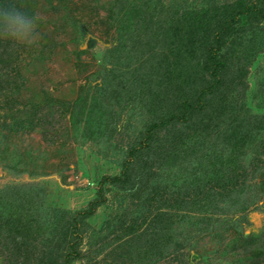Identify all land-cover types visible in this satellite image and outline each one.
Returning <instances> with one entry per match:
<instances>
[{
    "label": "rangeland",
    "instance_id": "rangeland-1",
    "mask_svg": "<svg viewBox=\"0 0 264 264\" xmlns=\"http://www.w3.org/2000/svg\"><path fill=\"white\" fill-rule=\"evenodd\" d=\"M237 1L0 0L38 17L30 45L0 38V70L8 65L7 75L24 82L20 90L0 83V135L5 122L35 113L13 132L9 156L41 158L46 174L16 175L0 164V264L26 263L13 261L11 240L29 243L26 264H63L73 216L97 197L103 177L121 176L153 125L151 148L130 160L125 188L105 185L103 204L79 223L81 257L71 264H248L240 238L264 243V19L243 17L224 38L218 57L226 69L208 97L212 106L160 126L202 86L191 91L188 79L212 33L195 21ZM233 130L247 138L239 149L228 138ZM243 170L257 178L230 188L231 173ZM207 186H217V198L181 196ZM15 198L27 208L13 206ZM34 205L38 216L27 210ZM159 211L172 214L169 240Z\"/></svg>",
    "mask_w": 264,
    "mask_h": 264
},
{
    "label": "trees",
    "instance_id": "trees-1",
    "mask_svg": "<svg viewBox=\"0 0 264 264\" xmlns=\"http://www.w3.org/2000/svg\"><path fill=\"white\" fill-rule=\"evenodd\" d=\"M214 15L215 18H212L211 16L205 18L201 17L202 20H199V22L195 21L196 24L195 29H200L204 33H210V34L212 33V40L208 44V53L205 56V58L202 60L203 62L201 63V65H199L198 71L190 74V77L188 79L190 83L187 82L188 80H186L185 83L190 84V87L189 86L188 87L189 90L191 91H196L197 83H202V86L200 87V90L196 91V94H193L191 96L187 94L185 100L182 101L181 109L179 108L177 111V115L171 113L169 114L170 117L168 116L164 117L160 126H165L166 124L172 123L173 120L175 119H178L179 122L186 123L190 118L189 113H193L194 115L195 113L203 112L212 106L207 103L208 97L215 94L216 89L221 83V81L219 80L220 73L221 71H225L226 69V62L224 61V57L222 58L220 56L218 57V52L223 47L224 38H226L227 35L231 34V31H233L236 24H238L243 17L258 15L262 19H264V7L261 8V6L257 2L246 5V3L240 0L237 2L226 3L225 5H223L222 8H218ZM212 21H215L216 23L215 26H213V28H210L211 26H207V24L211 23ZM199 24H201V26L204 25V27L198 26ZM177 55L180 56L179 53ZM7 73H8V65H4L3 68L0 70V76H2L3 79L0 81L1 85L2 82H5L7 85L12 86L14 90H20L22 87H24V82L18 83V81L16 80L17 78L8 76ZM193 75H196V77H193ZM207 75L214 77L215 80L210 79L212 81L210 82V80H208L207 78ZM16 77H20V76L18 75ZM185 86L187 85L185 84ZM2 87L3 86H0V91ZM6 101L9 102V100ZM33 111L36 112L34 106H33ZM223 114H224V106H222L220 113L217 114V117ZM33 115L34 117L36 116L35 113H33L30 115V117H26V120H21V118H18L13 120L8 125L6 124V122L2 124V127L3 129L4 128L6 129L7 134L0 135L1 136L0 145L1 143L3 144L0 147V164L5 163L3 164L4 168L13 171L16 175L29 174L32 177L46 175L42 172L39 173L38 170V168L41 165L39 163H42L40 162L41 158L39 159L38 157L30 153H22V154H18V156L17 155L11 157L9 156V152L12 144L10 140L13 138V132L16 133L18 131L25 129L24 126L25 121L27 122L30 120H34L31 119ZM15 116L16 115H12L11 117L15 118ZM153 127L155 128L156 125H153L151 128L148 129L146 140L144 139L139 144V146L134 147L131 149V151H129L128 153L129 158L127 161H124L123 163L124 166L121 176L103 177L99 181V190L97 193V197L94 200L88 202L86 209L78 210V212L73 216L72 230L70 228V229H66V231L63 232L62 240L67 244L66 252L64 253V255H62L63 264H71L73 261H76L81 257V250H79V244H80L79 241L81 240L79 236V230H80L79 223H81L87 217H92L95 214L97 208L103 204L102 202L104 200L103 187L105 185L125 188V185L130 181V160L134 158V155L136 153H140L142 151H146L147 149L151 148L150 143L148 144L147 141L150 138V134L152 132ZM237 130H233L234 134L233 135L229 134L230 136H228V138L230 140L233 139L232 145L235 148L239 149L245 144L247 138L246 136L243 135L240 137L236 136L237 132H239ZM256 170H258L257 167ZM256 170H251L250 172H246L245 170L241 171L243 172V174L246 175L238 174L237 172L231 173L230 180L232 181L234 180V181L233 183L229 184L230 185L229 187L236 189L238 183L241 186V184L243 185L245 181L255 180L257 178L255 172ZM259 178L261 180L260 181V186L262 188L261 192L264 193V173L260 174ZM195 182H196V175H195ZM216 188L217 186L214 188H210L209 186H207V188H204L202 192L199 188H196L197 190L189 188L185 191L183 190L181 196L186 197L187 195H190L193 198V201H195V203L201 202L203 200L208 201L211 198L212 199L217 198L218 193ZM235 189H230V190L234 191ZM177 198L181 200L184 199L179 197ZM13 201L14 202H11L13 206H15V204L17 205L19 204L22 208H27L25 207V204L22 201L17 202L16 198ZM238 201H239V197L236 200H234L233 203H237ZM27 210H31L33 213L32 215L38 216L41 213L39 211V207L36 205H34L33 207H28ZM171 215L172 214L170 211H159L158 213V218L161 217V219L165 221V224L161 228V230L164 231L165 240H169L172 236L169 233L171 231L172 224L171 222L168 223V219L171 218L170 217ZM235 222H237V220H235ZM235 222H232V224L234 225ZM240 239L242 240L241 248L243 249L245 255L246 256L248 255L247 258H245V261L248 262V264H262L264 262V243H260L261 238L259 239V237L250 235V236H242ZM10 243H12L13 246V249L11 250L10 253V256L13 258V261L22 258V260H24V262L26 261L27 263L31 260V258L29 257V252L26 249L29 243H27L26 241L15 242L13 240H11ZM152 244L157 247L159 242Z\"/></svg>",
    "mask_w": 264,
    "mask_h": 264
},
{
    "label": "clouds",
    "instance_id": "clouds-1",
    "mask_svg": "<svg viewBox=\"0 0 264 264\" xmlns=\"http://www.w3.org/2000/svg\"><path fill=\"white\" fill-rule=\"evenodd\" d=\"M38 25V17L15 3H0V38L13 44L30 45Z\"/></svg>",
    "mask_w": 264,
    "mask_h": 264
}]
</instances>
